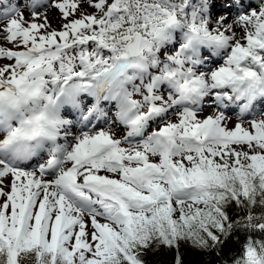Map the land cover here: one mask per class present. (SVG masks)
<instances>
[{
  "label": "snow or ice",
  "instance_id": "snow-or-ice-1",
  "mask_svg": "<svg viewBox=\"0 0 264 264\" xmlns=\"http://www.w3.org/2000/svg\"><path fill=\"white\" fill-rule=\"evenodd\" d=\"M217 6L30 0L25 18L0 0L15 45L0 46V264H148L162 248L183 264L181 242L212 250L237 229L259 238L233 264H264V119L225 123L264 105V0H227L233 23L214 28Z\"/></svg>",
  "mask_w": 264,
  "mask_h": 264
},
{
  "label": "trees",
  "instance_id": "trees-1",
  "mask_svg": "<svg viewBox=\"0 0 264 264\" xmlns=\"http://www.w3.org/2000/svg\"><path fill=\"white\" fill-rule=\"evenodd\" d=\"M231 209L230 215L236 218L244 216L247 211L237 207L235 204L231 206ZM253 212L259 216L264 214V208L256 206ZM249 235L259 238L258 234L237 229L224 244L212 250H202L194 247L190 242H181L179 255L183 264H233V258L242 249L245 238ZM176 255L175 249H153L148 253L146 259L148 264H175Z\"/></svg>",
  "mask_w": 264,
  "mask_h": 264
},
{
  "label": "rangeland",
  "instance_id": "rangeland-1",
  "mask_svg": "<svg viewBox=\"0 0 264 264\" xmlns=\"http://www.w3.org/2000/svg\"><path fill=\"white\" fill-rule=\"evenodd\" d=\"M219 1H221V0H219ZM10 2L15 3L12 0H10ZM29 2H30V0H17V2L15 3L16 5H18L20 7V10L23 12V15H24L25 18H29L30 17L29 9L26 7V5ZM42 2H45V4H48L50 2V0H43ZM223 2L226 3L227 0H223ZM21 3L22 4H26V5H20ZM252 3H253V6H255V4L258 3V0H252ZM217 5L218 6L216 8H214V10H213L214 15L212 16V20H213L212 27H214V28L216 27L215 21L218 20L220 18V16H223V15H227L228 16V19L225 21V26L228 25V24H232L233 23V16L235 15V9H233V11L231 13H228V12H226L224 10L223 7H221L222 4H217ZM50 9L52 10V7L42 8V9H40V11L42 13H46L47 14L49 22H50V25H51V29L59 30L61 28L62 23H63V21L61 19V14H60V12H58V14H56L53 11H51ZM81 11L85 12V13H93V12H95V9L89 7L88 3L85 2V3H83L81 5ZM36 22L40 23L42 21H36ZM4 23H6V21H4ZM240 31H242V29L237 27L236 28V35H238V33ZM3 47H5V48H14L15 45L11 44V43H5ZM222 58L223 57L218 58V64L223 63ZM2 60H4V61H2ZM8 63H11V61L6 60V59H0V66H2V64L5 65V64H8ZM218 64H214L213 66L218 65ZM134 98L138 99L139 97L137 96V97H134ZM208 109H211V110L215 109L214 110L215 111L214 114H216L217 111H218L215 106L209 107V106L205 105L203 110L198 113L199 118L203 119L204 117H206L204 115V112H206V110H208ZM226 114L230 115L231 113H230V111L227 110L225 112V116H226ZM257 114H255V115H242V114L237 115V116H235V118H233L234 121L232 123L227 124L226 126L229 129H234L235 126L238 124V123H235L236 121L238 122V121L251 120ZM113 116H114V113H113ZM170 119L172 120V122H176L178 120V117L175 114H173L170 117ZM105 128H107V125H105ZM112 130L115 132L117 138H120L121 136L124 135V129L123 128H120L119 130H116V129H112ZM153 159H155V158H153ZM5 183H7V180L5 181Z\"/></svg>",
  "mask_w": 264,
  "mask_h": 264
},
{
  "label": "bare ground",
  "instance_id": "bare-ground-1",
  "mask_svg": "<svg viewBox=\"0 0 264 264\" xmlns=\"http://www.w3.org/2000/svg\"><path fill=\"white\" fill-rule=\"evenodd\" d=\"M12 1H17V0H12ZM43 1V0H42ZM214 2H216L217 4H222V5H224L225 3L223 2V0H221V1H219V0H214ZM51 10V9H50ZM51 11H53L54 13H56V14H58V10L55 8V7H52V10ZM52 15V14H51ZM243 35V30L242 31H240L239 33H238V35H237V37L239 38V37H241ZM5 43H11V42H9V41H7L5 38H4V36L3 35H0V46H4V44ZM11 44H13V43H11ZM221 58V57H220ZM222 60H223V58H222ZM2 61H4V60H2ZM220 64H222V63H220ZM3 65V64H2ZM216 66H218V65H215V66H213V67H216ZM262 107H264V105H261V104H257L256 105V107H255V110L254 111H252L251 113H243L244 115H255V114H257L254 118H252L251 120H245V121H236L235 123H238V124H243V127L244 128H249V126H250V123H251V121L253 120V119H255V120H260V119H264V112H261V108ZM215 109H208V110H206V112H204V115L205 116H209V115H213L214 113H215V111H214ZM228 111H230V115H228V114H226V120H225V123H226V125L227 124H229V123H232L233 121H234V119L233 118H235V116H237V115H240L241 113L239 112V109H237V111L235 110L234 111V107H230V109H228ZM232 116V117H231Z\"/></svg>",
  "mask_w": 264,
  "mask_h": 264
}]
</instances>
